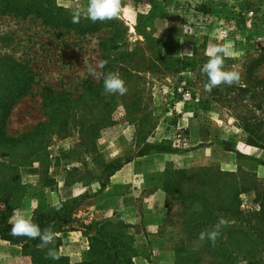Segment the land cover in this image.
<instances>
[{"label": "rangeland", "instance_id": "obj_1", "mask_svg": "<svg viewBox=\"0 0 264 264\" xmlns=\"http://www.w3.org/2000/svg\"><path fill=\"white\" fill-rule=\"evenodd\" d=\"M87 3L0 0V83L17 62L31 84L0 122V264H87L101 232L132 264H264V0H123L121 19L73 23ZM213 43L232 46L225 69L241 81L209 93ZM100 61L126 95L88 75ZM108 163L119 165L110 177ZM14 213L94 229L54 228V261L39 239L7 238ZM221 216L231 223L215 246L199 242Z\"/></svg>", "mask_w": 264, "mask_h": 264}, {"label": "clouds", "instance_id": "obj_2", "mask_svg": "<svg viewBox=\"0 0 264 264\" xmlns=\"http://www.w3.org/2000/svg\"><path fill=\"white\" fill-rule=\"evenodd\" d=\"M122 12L123 0H88L86 7H78L73 12L72 22L79 23L82 17L93 23L97 21L121 19ZM181 53V58H183L184 54L189 57L192 55L191 51L187 48ZM205 55L208 57V60L203 64L201 72L207 76V83L204 84V90L206 92L210 93L214 88L221 85L231 86L240 83L241 74L239 71L225 69V60L228 58H235V53L230 44H209ZM106 63L107 61H100L95 67L88 66V75L99 79L103 73L98 72L97 69H103ZM103 87L107 94H119L123 96L128 93L125 81L118 73L110 72L103 75ZM53 207L57 211H60L62 204L56 202L53 204ZM230 223L228 219L221 216L211 229H206L199 233L198 241H209L212 246H215L217 239L221 235L222 229L230 226ZM9 224L11 225L10 232L12 236H25L32 240L39 239L40 243L37 247L40 249H48L46 253L47 259L59 260L61 258V253L56 248L48 247L54 244L59 235L53 231V225H48L42 230L37 223L33 222L31 217L21 213H14L9 219ZM7 259L8 257L5 253H0V261H7Z\"/></svg>", "mask_w": 264, "mask_h": 264}, {"label": "trees", "instance_id": "obj_3", "mask_svg": "<svg viewBox=\"0 0 264 264\" xmlns=\"http://www.w3.org/2000/svg\"><path fill=\"white\" fill-rule=\"evenodd\" d=\"M102 48V47H101ZM103 51H106L108 48H102ZM104 53V52H103ZM6 57L0 56V59H5ZM10 75H4V81L0 83V122L2 124L5 123L7 119V115L9 114L13 104L23 97L31 88V84L29 82L25 83V79L29 77V72H24L23 70H16L15 66H20L22 69V65L17 62H10ZM64 101H67L64 98ZM2 129L0 128V132ZM180 133L186 132V129H180ZM247 144H256L254 140H252V136H247L246 138ZM224 147L229 149L231 145L227 141H222ZM153 147V146H152ZM118 166L113 165L112 163H108L104 166V171L106 176H111L117 169ZM105 184L101 183V186ZM35 223H37L41 229L43 230L48 225H53V229L56 228L58 231L64 230H79L84 234L90 233L94 229V224L92 221L87 222L86 217H51V218H39ZM9 236L7 238L14 237L11 235L10 230ZM98 236V237H96ZM90 237V249L91 250H100L97 256L95 253V258L87 264H132L131 257L128 254V250L123 249L124 243L123 241H119L117 237L118 235H111L105 232H101L100 234ZM25 237V236H23ZM59 242V238L56 239ZM99 248V249H98ZM64 259L61 257L59 260ZM103 263H102V261ZM56 261V260H54ZM52 264H54L52 262ZM61 264V263H58Z\"/></svg>", "mask_w": 264, "mask_h": 264}, {"label": "built area", "instance_id": "obj_4", "mask_svg": "<svg viewBox=\"0 0 264 264\" xmlns=\"http://www.w3.org/2000/svg\"><path fill=\"white\" fill-rule=\"evenodd\" d=\"M174 90L177 94H180V96L185 100L190 97V92L184 82L176 85Z\"/></svg>", "mask_w": 264, "mask_h": 264}]
</instances>
